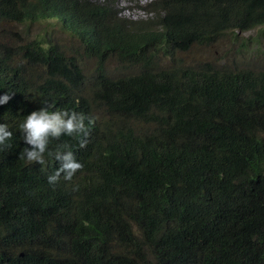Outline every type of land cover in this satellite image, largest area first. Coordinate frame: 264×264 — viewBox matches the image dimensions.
Masks as SVG:
<instances>
[{
  "label": "trees",
  "instance_id": "obj_1",
  "mask_svg": "<svg viewBox=\"0 0 264 264\" xmlns=\"http://www.w3.org/2000/svg\"><path fill=\"white\" fill-rule=\"evenodd\" d=\"M147 8L153 19L131 20L93 0H0L1 26L50 22L72 39L0 31V123L13 132L0 264H264V69L175 59L264 26V0ZM48 105L95 122L85 147L62 136L46 167L27 164L18 125ZM63 144L83 167L50 185Z\"/></svg>",
  "mask_w": 264,
  "mask_h": 264
},
{
  "label": "rangeland",
  "instance_id": "obj_2",
  "mask_svg": "<svg viewBox=\"0 0 264 264\" xmlns=\"http://www.w3.org/2000/svg\"><path fill=\"white\" fill-rule=\"evenodd\" d=\"M106 2L119 16L131 20L153 19L147 5L154 0H93ZM19 32L25 41L35 37L49 36L61 44H68L72 39L59 25L39 22L25 25H0L1 30ZM3 35V34H2ZM159 67L167 68L169 59L159 56ZM175 59L186 67L209 64L215 68H252L264 69V26L246 32H225L216 41L209 44H196L186 52H176ZM112 68L114 65H111ZM91 66L88 63L87 69Z\"/></svg>",
  "mask_w": 264,
  "mask_h": 264
},
{
  "label": "clouds",
  "instance_id": "obj_3",
  "mask_svg": "<svg viewBox=\"0 0 264 264\" xmlns=\"http://www.w3.org/2000/svg\"><path fill=\"white\" fill-rule=\"evenodd\" d=\"M10 99L11 95L8 93L0 96V105L7 104ZM50 108L52 106L48 105L38 111L31 112L18 125L23 142L30 146L22 150V158L27 164L35 163L46 167L45 153L50 140H59L62 136H69L77 138L81 148L87 144L90 127L94 124L95 118L86 117L84 114L76 112L50 111ZM86 120L87 124L85 123ZM12 137L13 132L9 126L0 123V145H5ZM7 146L10 147L11 145ZM68 149L69 146L63 144L55 152L48 153L55 161H59V167L47 178L50 185L58 183L61 176H63L64 181H71L73 176L82 169V164Z\"/></svg>",
  "mask_w": 264,
  "mask_h": 264
}]
</instances>
